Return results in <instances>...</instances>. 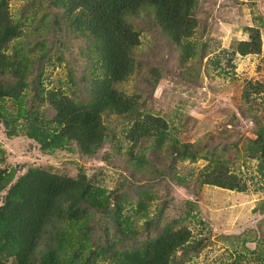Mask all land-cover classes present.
<instances>
[{
    "label": "rangeland",
    "instance_id": "1",
    "mask_svg": "<svg viewBox=\"0 0 264 264\" xmlns=\"http://www.w3.org/2000/svg\"><path fill=\"white\" fill-rule=\"evenodd\" d=\"M55 3L5 0L19 34L7 53H18L23 73L18 82L9 73L0 76L4 88L12 85L18 93L0 95V166L14 170L15 179L29 170L70 177L82 172L104 189L111 212L100 215L97 208L90 234L110 246L97 249L100 264L108 262L102 257L110 249L134 254L136 244L180 227L190 237L171 264H264V159L244 148L257 121L264 126V0H197L196 26L180 43L152 14L130 16L139 33L134 70L116 86L141 96L142 113L163 117L168 136L160 146L153 137L132 145L125 139L131 122L106 114L108 136L94 154L75 142L50 140L58 128L46 92L62 89L87 102L103 73L98 43L64 21L65 10ZM247 27L259 31L258 53L238 51V42L249 39ZM248 81L262 88L249 90L247 99ZM175 140L206 143L203 151H215L247 188L206 183L213 163L171 155Z\"/></svg>",
    "mask_w": 264,
    "mask_h": 264
},
{
    "label": "trees",
    "instance_id": "2",
    "mask_svg": "<svg viewBox=\"0 0 264 264\" xmlns=\"http://www.w3.org/2000/svg\"><path fill=\"white\" fill-rule=\"evenodd\" d=\"M55 2L65 10L64 21L75 22L83 36L98 43L103 73L93 82L90 101L73 99L62 89L46 92L47 101L55 110L58 128V133L50 140L75 142L84 153L94 154L108 136L103 117L114 114L131 122L125 139L132 145L143 137H153L158 146L162 145L163 138L168 136L165 119L142 113L139 110L141 96L126 95L116 86L132 74V51L139 44V33L129 17L152 14L154 23L172 41L180 43L196 26L197 0ZM17 24L5 7V0H0V76L9 73L15 82L21 79L18 74L23 71L19 67L18 53L10 55L7 50L19 37ZM247 29L249 39L238 42V51L241 54L260 52L258 29ZM261 88L260 83L248 81L243 96L248 99L249 90L259 93ZM0 95L17 97L18 93L12 85L4 88L0 83ZM256 124L255 137L248 138L244 148L251 157L262 160L264 126L259 121ZM203 145L206 143L175 140L170 144V154L191 160L209 158L213 165L208 166L206 183L245 190V181L223 167L224 159L215 155V151L205 153ZM97 208L102 212L100 215L111 212L108 196L82 172L70 177L29 170L15 179L14 170L6 171L0 166V264H100L98 258L102 253L97 249L109 245L101 244L100 238L90 239ZM189 237L186 227L167 228L156 237L136 244L134 254L110 249L102 259L108 261L105 264H171L172 257L188 243Z\"/></svg>",
    "mask_w": 264,
    "mask_h": 264
}]
</instances>
